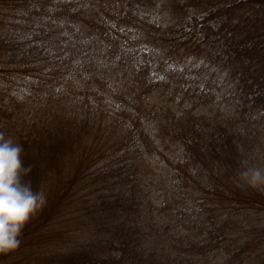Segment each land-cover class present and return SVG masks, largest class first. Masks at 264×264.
<instances>
[{"label": "trees", "instance_id": "obj_1", "mask_svg": "<svg viewBox=\"0 0 264 264\" xmlns=\"http://www.w3.org/2000/svg\"><path fill=\"white\" fill-rule=\"evenodd\" d=\"M0 133L47 196L0 264H264V0H0Z\"/></svg>", "mask_w": 264, "mask_h": 264}, {"label": "clouds", "instance_id": "obj_2", "mask_svg": "<svg viewBox=\"0 0 264 264\" xmlns=\"http://www.w3.org/2000/svg\"><path fill=\"white\" fill-rule=\"evenodd\" d=\"M23 151L21 143L0 133V252L20 245L24 227L47 200L28 177L32 165L25 163ZM239 176L252 187L264 186V168L244 167Z\"/></svg>", "mask_w": 264, "mask_h": 264}, {"label": "rangeland", "instance_id": "obj_3", "mask_svg": "<svg viewBox=\"0 0 264 264\" xmlns=\"http://www.w3.org/2000/svg\"><path fill=\"white\" fill-rule=\"evenodd\" d=\"M150 148L151 151H149ZM146 151H147L146 156L149 157L151 164H147V165L142 164L141 169L143 171H146V173H149V171L154 170L156 173L162 176L163 175L162 173L165 172V169H162L161 171L160 169L165 168L166 162L168 163L169 157L171 158L173 157V153L170 154L172 148L165 150V148H163L162 146L159 147L146 146ZM157 178H158V184L153 183L152 188L154 190V193L156 192L155 203L159 204L160 206L162 200L158 199V193L160 192L162 193L165 182L163 181L162 177H157ZM156 190H158V192Z\"/></svg>", "mask_w": 264, "mask_h": 264}]
</instances>
